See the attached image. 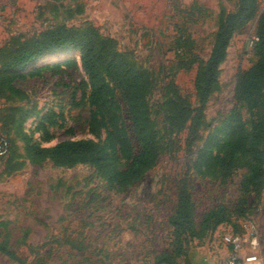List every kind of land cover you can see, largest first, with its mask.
I'll use <instances>...</instances> for the list:
<instances>
[{"label": "rangeland", "instance_id": "obj_1", "mask_svg": "<svg viewBox=\"0 0 264 264\" xmlns=\"http://www.w3.org/2000/svg\"><path fill=\"white\" fill-rule=\"evenodd\" d=\"M235 5L236 0H0L3 54L55 28L94 29L115 40L116 50L152 79L147 102L159 154L141 176L114 189H109L100 162L57 167L48 160H31L28 147L68 140H92L112 150L92 99L82 52L44 56L15 77L19 95L0 96V133L11 141L10 152L0 157L1 242L28 264H156L155 257L171 249L168 217L174 213L180 188L185 186L194 202L197 223L218 207L235 208L247 158L240 159L229 176L220 168L208 169L206 161L219 157L216 147L229 137L232 113H240L246 132L253 130L256 119L237 105L235 91L238 74L259 58L251 42L259 15L232 36L203 105L199 132L193 140L190 133L192 116L200 107L198 72L210 53L220 13ZM263 9L261 0L259 14ZM182 34L193 40L187 55L174 44ZM191 56L196 58L192 65L179 59ZM104 102L115 105V117L127 129L130 123L120 93L113 89ZM173 104L192 109L181 127L169 123ZM127 132V142L114 157L118 166L137 149ZM248 197L247 218L233 216L232 223L192 240L179 263L219 262L214 261L228 235L249 245L241 250L244 257L256 253L250 251L249 241L264 246V187L260 197L253 193ZM0 264L18 263L0 252Z\"/></svg>", "mask_w": 264, "mask_h": 264}, {"label": "trees", "instance_id": "obj_2", "mask_svg": "<svg viewBox=\"0 0 264 264\" xmlns=\"http://www.w3.org/2000/svg\"><path fill=\"white\" fill-rule=\"evenodd\" d=\"M261 0H236L235 8L222 11L218 18L217 30L208 58L198 72L196 79V97L199 108L192 116L190 133L192 139L199 132L202 108L208 98L219 74V66L227 55L232 36L243 30L257 15L255 48L259 58L254 65L238 74L235 98L238 106H245L256 119L251 133L245 131L240 113L231 115L233 124L229 137L216 150L219 157L206 161L208 169L220 168L224 176H229L237 168L240 159L247 158V172L240 183L241 197L235 208L218 207L202 216L196 222L195 205L186 187L180 188L174 213L168 217L171 239L170 251H163L155 257L156 264H180L178 258L187 254L188 244L195 239L204 238L209 231L221 224L232 223L235 219L247 218L248 196L260 197L264 187V9L259 14ZM183 33V32H182ZM177 51L185 55L191 53L193 40L184 34L175 37ZM78 49L82 52L83 67L91 76L92 99L106 126L108 140L112 150L92 140H68L50 147L39 144L28 147V155L35 162L48 160L57 167H72L81 163L100 162L109 177V189L121 187L141 176L151 167L158 157L157 137L150 121V110L147 99L153 83L150 75L137 68L123 54L116 50L115 40L101 37L94 29L86 31H69L55 28L43 33L39 38L8 54L0 52V96L4 94L19 95L14 86L15 77L28 70L41 58ZM186 50V52L184 51ZM193 58V59H192ZM181 62L193 64L195 57L179 58ZM113 89L120 93L125 106V115L130 123L127 127L133 135L136 152L130 155L126 164L118 166L115 156L127 142V129L115 117L117 108L113 103L104 102L110 99ZM186 106L173 104L169 123L180 127L190 118ZM1 134V133H0ZM8 153L11 149V141ZM126 153V152H125ZM117 188V187H116ZM0 252L13 262L28 264L17 253L0 241Z\"/></svg>", "mask_w": 264, "mask_h": 264}, {"label": "built area", "instance_id": "obj_3", "mask_svg": "<svg viewBox=\"0 0 264 264\" xmlns=\"http://www.w3.org/2000/svg\"><path fill=\"white\" fill-rule=\"evenodd\" d=\"M258 39L256 37H253L252 43L254 44ZM9 149V143L5 136L0 134V157L6 156ZM224 243L230 247V254L229 256L219 261L215 264H238L241 260L240 254L241 250L244 247V244H247L244 239H241L240 237L236 235H228L225 236L223 239ZM251 246V248L255 249L257 244L256 241L253 239L252 241L248 242ZM244 261L246 263L251 264H264V255H260L258 253H252L246 257H244Z\"/></svg>", "mask_w": 264, "mask_h": 264}, {"label": "crops", "instance_id": "obj_4", "mask_svg": "<svg viewBox=\"0 0 264 264\" xmlns=\"http://www.w3.org/2000/svg\"><path fill=\"white\" fill-rule=\"evenodd\" d=\"M246 246H249V245H247V244L244 245V247L242 249H244ZM249 249H250V251H255L258 254H260L259 253L260 251L262 252V254H264V246L263 245H262L261 248L256 247V249H253V248H249ZM229 254H230V247L226 246V245H223V247L220 249L219 254H218V256H220V257L217 258V260H215L214 262H217L219 260L222 261V260L226 259L229 256ZM250 254H252V253H249L248 255H250ZM248 255H246V256H248ZM240 257H241V260L239 261L238 264H251V263H246L244 261V256L243 255L240 254Z\"/></svg>", "mask_w": 264, "mask_h": 264}]
</instances>
